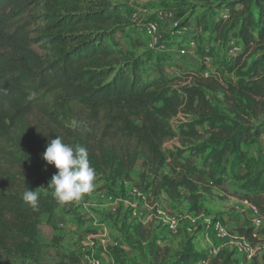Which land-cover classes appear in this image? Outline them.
I'll return each instance as SVG.
<instances>
[{
	"label": "rangeland",
	"instance_id": "rangeland-1",
	"mask_svg": "<svg viewBox=\"0 0 264 264\" xmlns=\"http://www.w3.org/2000/svg\"><path fill=\"white\" fill-rule=\"evenodd\" d=\"M108 1L118 4L125 18L121 29L112 33L111 45L128 58L140 59V69L145 77L164 80L166 85L179 90L195 83L191 77L186 81H176L175 77L186 73L203 77L212 75L223 87H202L210 110L201 111V115L190 111L185 104L168 115L170 110L161 101L148 109L89 110L74 106L63 110L50 96H44L41 105L33 107L26 121L31 130L28 145L35 165L31 166V161L28 163L24 157L15 162L0 156V170L27 176L26 185L22 186L24 191L29 188L40 195L53 192L47 186L57 169L46 163L42 153L57 135L65 143L86 148L91 147L105 131L108 133L104 137L107 146L103 155L90 151L89 162L97 172L94 191L75 203L69 214L62 207H55L35 217L23 218V222L17 221L15 230L22 242H5L0 264H72V257H78V264H84L78 244L80 242L81 246L88 237L93 238L94 244L100 237L128 245L129 250L125 253L115 250L101 253L113 258V262L105 259L104 264H171L188 244L197 253L193 264H223L229 256L237 264H252L255 258L259 264H264V213L242 197L250 192L254 194L253 190H259L264 184V135L239 142V151L235 154L228 151L213 162L217 175H222L223 181L219 185L208 176L196 181L186 174L183 179L184 168L172 164L168 155L169 150L182 147V140L186 145L205 144L213 136L208 121L210 117L224 118L233 130L264 127V70L253 68L258 59L264 58V49H251L242 56L236 68H229V63L243 52V47L233 29L227 28L218 38L213 24L224 18L227 11L216 12L213 9L216 0L206 3L195 0ZM41 10L42 3L33 4L31 13L38 15ZM159 10L167 11L169 15L159 20L154 43L145 24ZM38 25L40 23L36 22L32 29L36 30ZM250 86L261 87V96L248 90ZM146 116L157 121L165 120L175 133L161 142L153 161L142 150H136L135 136L131 133L133 126L148 122ZM185 124L190 126L180 130H188V137L179 133V128ZM126 146L131 154L128 158L129 177L125 179L117 173L121 171L118 152L124 150L125 154ZM149 157H154V153ZM200 160L199 156L197 162ZM164 175L178 183L172 197L165 190L153 193L154 180H160ZM252 181L258 183L254 186ZM7 187L14 188L12 185ZM131 187H138L144 199L136 201L128 195L126 198L125 192ZM262 191L264 193V187ZM109 195L121 199L120 206L114 211L108 209V203L105 207ZM189 196H196L197 200L193 202ZM123 200L127 201V207L122 205ZM172 216H178L173 231L167 224ZM255 216L262 218L257 236H243L240 231L250 230ZM215 222L227 231L225 238L215 237ZM138 231L144 232V236L147 233V244H138ZM241 236L247 238L250 256L237 250L242 243ZM151 243L161 252L165 248L169 252L155 256ZM211 249H217L214 256H209Z\"/></svg>",
	"mask_w": 264,
	"mask_h": 264
},
{
	"label": "trees",
	"instance_id": "trees-1",
	"mask_svg": "<svg viewBox=\"0 0 264 264\" xmlns=\"http://www.w3.org/2000/svg\"><path fill=\"white\" fill-rule=\"evenodd\" d=\"M38 3H42L41 14L34 15L31 13L32 6ZM213 9L216 12L222 9L227 11L224 18L217 19L213 24L218 38L227 28L233 29L243 47V52L229 63L230 69L236 68L242 56L251 49H264V0H216ZM124 21L121 7L108 0H0L1 157L15 162H20L24 157L28 163L31 161V166L35 165L32 162V149L28 145V142L31 143V130L26 121L33 107L41 105L46 95L63 110L74 106L89 110L148 109L159 101L170 110L168 115L175 113L183 104L199 115L201 111L210 110L202 87L222 88L217 78L186 73L173 79L186 81L191 77L195 84L175 90L164 80L145 77L140 69V59L128 58L111 45L112 33L121 29ZM36 22L40 25L33 30ZM263 59L255 62V70H264ZM247 89L261 96V87L250 86ZM146 121L133 126L131 133L135 136L136 150H142L153 161L161 142L175 133L165 120L157 121L146 116ZM208 121L213 136L205 144L186 145V141L182 140V147L169 150L168 155L172 164L184 168L183 179L188 175L192 180L201 181L208 176L214 184L219 185L223 181L222 175H217L213 162L228 151L232 154L239 151V142L264 135V127L233 130L222 117H210ZM185 126L190 125H182L179 133L188 137V130H180ZM105 135L108 133L103 131L91 147H86L89 160L92 150L99 155L104 154L107 146L104 143ZM123 153L124 150L118 152L121 171L117 175L126 179L130 172L129 147ZM150 153H154V157H149ZM199 156L201 160L197 162ZM26 180L27 176L0 170V261L5 242H22L15 230L17 221L23 222V218L35 217L55 207H62L67 214L73 211L75 202L61 205L52 193L40 195L38 206L33 208L22 199V186L26 185ZM252 183L255 186L258 182ZM8 185L14 188L9 189ZM177 185L172 178L164 175L160 180H154L153 193L165 190L172 197ZM263 187L264 184L259 190H253L254 194L250 192L242 196L262 213ZM188 199L195 202L197 197L189 196ZM250 232L251 229L240 231L245 237H249ZM138 234L141 238L147 237L144 232L138 231ZM150 245L155 249V256L169 252L166 248L161 252L152 243ZM196 255L188 244L171 264H193L197 260ZM78 262V257L70 260L72 264ZM223 264L237 262L229 256ZM252 264H259L257 258Z\"/></svg>",
	"mask_w": 264,
	"mask_h": 264
},
{
	"label": "clouds",
	"instance_id": "clouds-1",
	"mask_svg": "<svg viewBox=\"0 0 264 264\" xmlns=\"http://www.w3.org/2000/svg\"><path fill=\"white\" fill-rule=\"evenodd\" d=\"M75 126L74 122L73 127ZM42 158L57 169L47 187L53 189L52 195L61 205L79 202L85 194L94 191L97 172L90 165L88 151L84 146L65 143L57 135L48 142ZM39 197V192L29 188L22 194V199L33 208L38 206Z\"/></svg>",
	"mask_w": 264,
	"mask_h": 264
},
{
	"label": "built area",
	"instance_id": "built-area-1",
	"mask_svg": "<svg viewBox=\"0 0 264 264\" xmlns=\"http://www.w3.org/2000/svg\"><path fill=\"white\" fill-rule=\"evenodd\" d=\"M168 12L164 11V10H159L155 13L154 18L150 19L146 24H145V29L146 32L151 36V38H153V42L156 43V36L158 34V22L159 20L163 19L164 17L168 16ZM128 194L131 198H133L134 200H143L144 199V195L141 192V190L138 187H131L128 190ZM108 200H112V197L109 196ZM177 218L178 216H172L169 219V222H167L168 224V229L173 231L175 230V227L177 225ZM262 224V218L259 216H255L252 219V228H251V232H250V236L252 238H255L257 236V231L258 228L261 226ZM213 231L215 234L216 238H225V236L227 235V231L221 226V224L219 222H215L213 224ZM241 240V245L238 246L237 250L241 253H248L249 255V246L247 243V238L244 237H240L239 238ZM93 240V239H92ZM90 243H88V245L86 246V248L82 249L81 252V261L84 264H101L100 260L96 257V244H94V241H92ZM106 240L101 239V245L103 248H106ZM209 256H214L217 253V249H211L208 251ZM201 263V261L199 262Z\"/></svg>",
	"mask_w": 264,
	"mask_h": 264
},
{
	"label": "crops",
	"instance_id": "crops-1",
	"mask_svg": "<svg viewBox=\"0 0 264 264\" xmlns=\"http://www.w3.org/2000/svg\"><path fill=\"white\" fill-rule=\"evenodd\" d=\"M129 190V189H128ZM125 194H126V198H127V195L129 196V194H128V191L127 192H125ZM109 196H111V195H109ZM108 196V197H109ZM108 197H107V200L104 202L105 203V207H106V204L108 203V204H110V207L108 206V209L109 210H111L112 209V211H114V210H116L119 206H120V204L118 203V202H120V198H113L112 196V200H108ZM125 198V199H126ZM75 203H77V202H75ZM83 205H84V203L81 205V208L83 207ZM122 205L123 206H125V207H127V201L126 200H123V202H122ZM74 206H75V204H74ZM124 209V208H123ZM158 212H160V211H158ZM111 213V212H110ZM115 213H117V211H115ZM161 213V212H160ZM103 229H105V227H103ZM106 233V234H108V232H106V231H103V233ZM102 233V234H103ZM146 235H147V233H146ZM95 236V235H94ZM84 237H86L87 238V236H84ZM148 237H146V238H141L140 236H138V239H136L137 240V242H138V244L140 245V246H142V245H145V244H147L148 242H149V239H147ZM88 240H86V241H84V242H82V245L80 246V242H79V244H78V247H80L79 248V250H80V254H81V252H82V249L83 248H86V246L88 245V243H90L91 242V239H93V238H91V239H89V237L87 238ZM97 239V245H96V257L100 260V262H101V264H104V260L106 259V262H108V260H112V262H113V258L110 256V254H103V255H101V253H108L110 250H115V251H119V253H125V252H127L128 250H129V248H128V245L127 244H121L119 241H115V239H113V240H111V241H107L106 242V248H103L102 247V245H101V238L99 237V238H96ZM81 257V256H80ZM79 259V258H78Z\"/></svg>",
	"mask_w": 264,
	"mask_h": 264
}]
</instances>
